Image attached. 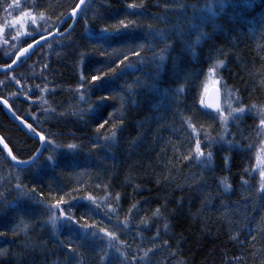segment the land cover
<instances>
[{"label":"trees","instance_id":"obj_1","mask_svg":"<svg viewBox=\"0 0 264 264\" xmlns=\"http://www.w3.org/2000/svg\"><path fill=\"white\" fill-rule=\"evenodd\" d=\"M77 2L0 0V26L26 11L49 24L15 46L5 31L0 67ZM214 70L227 125L202 104ZM0 98L46 142L27 168L0 150V264H66L74 249L79 264H264V0H88L0 74ZM0 136L18 160L38 149L1 105Z\"/></svg>","mask_w":264,"mask_h":264},{"label":"water","instance_id":"obj_2","mask_svg":"<svg viewBox=\"0 0 264 264\" xmlns=\"http://www.w3.org/2000/svg\"><path fill=\"white\" fill-rule=\"evenodd\" d=\"M88 0H83V3L81 0H78L76 6L61 20L57 28L51 32L50 34H46L43 36L38 37L36 40H34L29 47L27 45L23 49H21L17 55L14 57L15 63H10L6 66L0 67V74H6L14 69H16L19 65H21L26 59L31 56L36 50H38L42 45L45 43L62 37L66 35L74 26L76 20L78 19L79 15L83 11L85 5L87 4ZM78 6V7H77ZM75 13V15H73ZM71 20V25L66 29L65 31H62L63 26L67 21ZM27 49V51H25ZM221 101H222V95L220 88L216 85H212L209 87L204 95L203 98V105L206 110L209 112L216 114L221 109ZM0 105L4 107L6 111L7 117L21 130L23 131L29 138L35 140L38 142V149L36 153L28 160H17L14 158V155L11 153L8 145L3 140V138L0 136V150L5 156V158L10 162V164L16 168H27L33 164L36 163V161L40 158L44 146H45V139L42 141L41 137L42 135L38 134L36 131L28 129L26 125L24 124V121L22 123V120L14 113L13 109L11 108L8 101L0 98ZM14 158V159H13Z\"/></svg>","mask_w":264,"mask_h":264},{"label":"rangeland","instance_id":"obj_3","mask_svg":"<svg viewBox=\"0 0 264 264\" xmlns=\"http://www.w3.org/2000/svg\"><path fill=\"white\" fill-rule=\"evenodd\" d=\"M8 9V8H7ZM7 9L5 10V12H7ZM12 13H14L12 10H10ZM29 12L26 11L25 14L22 15H18L16 14L15 18L9 19L8 23H4L3 26H0V46L2 47H7L5 46L6 44V33L5 31H10L12 33L13 38L16 40V43L14 44V46L16 44H18L17 40L18 39H23L26 40L28 38H31L33 36V34L40 32L42 29H47V27L49 26V24H47V22L42 21L41 19H35L30 17V14H28ZM11 26V29H10ZM9 44V43H8ZM11 48V47H10ZM212 85H216L219 86V79H217V74L216 71H211L208 75V79L207 82L205 84L204 87V94L206 92V90L211 87ZM222 95V92H221ZM204 95H202V99H203ZM34 103H31V105H33ZM223 114V121L226 123V125L228 123L231 122V120L233 119V117H235L237 115V113L231 111V108H229L228 106L224 108L223 106V95H222V104H221V110L219 112L220 114ZM263 113V118L262 120H264V109L262 111ZM236 114V115H235ZM219 119L221 120V115L219 116ZM261 120V121H262ZM260 130L262 133V138L260 143L258 144L256 151H255V158H254V167L256 169L257 174L259 176L260 179V184L261 186H264V125H262V123H260ZM53 213H50L49 217L47 218L48 220V224H49V228L51 229L52 234L57 237L60 232H61V225H58L56 220L55 223L52 222V217H53ZM104 223H106L107 221H103ZM102 222V224H103ZM24 232L26 231L25 228L23 227ZM70 240H72V238L69 239V237H67L65 243L66 245L71 244V242H69ZM69 246V245H68ZM86 246V245H84ZM87 247V246H86ZM75 248L77 249L78 253L81 256H84V252L81 249L80 244H78V240H75ZM71 255H65V258H63V260H65V263L67 264H79V257L76 256V251L75 249L71 251ZM75 253V254H74ZM74 254V255H73ZM79 256V255H78ZM95 258V257H93Z\"/></svg>","mask_w":264,"mask_h":264},{"label":"snow or ice","instance_id":"obj_4","mask_svg":"<svg viewBox=\"0 0 264 264\" xmlns=\"http://www.w3.org/2000/svg\"><path fill=\"white\" fill-rule=\"evenodd\" d=\"M81 2L83 3V0H81ZM73 15H75V13H73ZM124 27L127 28L128 25H124ZM29 47H31V45H29ZM25 51H27V49ZM159 59H163V57L161 56V57H159ZM13 63H15V61H13ZM92 79H93V81H95L97 79V77L93 76ZM81 99H83V97H81ZM238 111L239 112H243L244 109L243 108H239ZM220 115H221V118L223 119V114L221 113ZM22 123H23V121H22ZM261 123H262V125H264V120H262ZM26 127H27V125H26ZM100 127L102 128V127H104V125L101 124ZM97 131H99V129H97ZM113 135H115V133H113ZM41 140L43 141L44 140V137H41ZM69 147L72 148V147H74V145H69ZM195 151H196L197 157L203 155V153L200 151L199 142H197ZM262 175H264V174H262ZM60 203H63V201H60ZM61 215H63V213H61ZM55 220H56V216L53 215L52 222L55 223Z\"/></svg>","mask_w":264,"mask_h":264},{"label":"bare ground","instance_id":"obj_5","mask_svg":"<svg viewBox=\"0 0 264 264\" xmlns=\"http://www.w3.org/2000/svg\"><path fill=\"white\" fill-rule=\"evenodd\" d=\"M51 32H49V33H45V34H43V35H46V34H50ZM1 225V224H0ZM3 226H5L4 224H3Z\"/></svg>","mask_w":264,"mask_h":264}]
</instances>
